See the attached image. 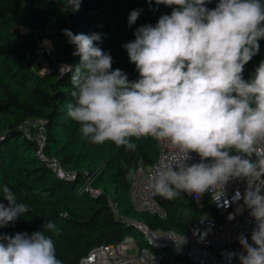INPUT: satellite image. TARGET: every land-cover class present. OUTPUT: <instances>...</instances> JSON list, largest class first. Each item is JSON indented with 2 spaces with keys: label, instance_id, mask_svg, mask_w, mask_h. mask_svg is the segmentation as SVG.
Returning <instances> with one entry per match:
<instances>
[{
  "label": "clouds",
  "instance_id": "clouds-1",
  "mask_svg": "<svg viewBox=\"0 0 264 264\" xmlns=\"http://www.w3.org/2000/svg\"><path fill=\"white\" fill-rule=\"evenodd\" d=\"M81 2L61 0L62 10L78 12ZM155 2L175 7L154 26L137 28L135 39L123 45L139 73L135 81L112 68L111 55L99 46L100 34L62 30L80 57L78 64L60 69L72 72L67 115L94 145L111 142L135 152L133 138L169 144L172 154L146 185L154 196L173 200L183 193L199 198L219 191V201L229 181L243 180L245 189L237 190L232 202L243 201L255 226L251 243L241 233L243 251L228 258L264 264V152L259 150L264 147V60L250 79L243 77L264 39V0H218L212 9L206 6L210 0ZM140 15L139 9L129 13V27ZM192 153L199 162L189 163ZM133 176L129 170L128 179ZM0 193L7 201L0 202V228L30 212L7 184ZM60 233L52 221L31 234L0 232V264H63L53 239Z\"/></svg>",
  "mask_w": 264,
  "mask_h": 264
},
{
  "label": "trees",
  "instance_id": "trees-1",
  "mask_svg": "<svg viewBox=\"0 0 264 264\" xmlns=\"http://www.w3.org/2000/svg\"><path fill=\"white\" fill-rule=\"evenodd\" d=\"M119 1L126 12L116 11L119 4L114 0H82L78 12L63 11L61 0H0V186L7 184L30 207L29 213L0 228V232L31 234L43 230L49 221L54 222L61 229L53 239L63 264H79L93 247L117 243L134 232L144 245L137 231L117 218L111 200L129 219L179 233L197 229L198 217L214 212L210 200H204L199 208L184 194L173 200L157 197L167 214L165 219L136 211L130 198L132 179H128V172L156 162L157 141L151 137L133 138L135 152L111 142L90 143L67 115V106L73 102L72 72L55 71L42 76L34 71L32 55L39 37L52 43L50 54L57 62L68 66L79 63L80 57L73 55L75 46L68 43L62 31L69 29L74 34H100L99 46L111 55L112 68L121 69L131 81L137 80L139 73L123 45L135 39L133 33L140 26H154L153 16L170 14L175 6L157 4L155 0ZM134 9L141 10V15L129 27L128 16ZM20 27L30 33H22ZM259 43V54L245 65L246 80L264 60V39ZM31 120H41L45 126V155L59 159L65 169L77 172V180L58 178L39 158V144L28 139L22 129ZM86 174H95L93 187L101 190L99 195L78 192ZM0 202L7 204L2 196Z\"/></svg>",
  "mask_w": 264,
  "mask_h": 264
},
{
  "label": "built area",
  "instance_id": "built-area-1",
  "mask_svg": "<svg viewBox=\"0 0 264 264\" xmlns=\"http://www.w3.org/2000/svg\"><path fill=\"white\" fill-rule=\"evenodd\" d=\"M22 129L28 139L38 141L39 158L58 178L77 180V172L65 169L59 159L48 157L43 152L46 138L45 126L41 120L27 121ZM32 129L37 133L33 135ZM157 144L159 154L156 162L151 166H139L133 172L130 198L136 211L165 219L167 214L160 206L158 196H154L146 187L160 161L173 152L169 144L158 141ZM259 150L264 152V147H260ZM195 162H199V157L192 153V160L189 163ZM95 177V174H86L78 192L99 195L101 190L93 187ZM245 186L243 180L229 181L219 201H216L220 196L219 191L205 192L199 198L183 193L195 201L199 208L204 200H210L214 209L212 214L209 212L201 214L197 219V229H191L187 233L152 228L144 222L129 219L111 200L110 205L117 218L132 226L144 245L140 244L136 236L125 235L117 243L93 247L79 260V264H239L238 259L229 260L228 255L243 251L238 240L241 233L247 236L251 243V231L255 226L248 210L243 206V201L232 202L236 191L243 193ZM225 201L229 202L228 206H225ZM230 214H233L235 218L229 219Z\"/></svg>",
  "mask_w": 264,
  "mask_h": 264
},
{
  "label": "rangeland",
  "instance_id": "rangeland-1",
  "mask_svg": "<svg viewBox=\"0 0 264 264\" xmlns=\"http://www.w3.org/2000/svg\"><path fill=\"white\" fill-rule=\"evenodd\" d=\"M217 1L218 0H210V2H208L206 6L208 8H210ZM116 2H117V4H119V7L117 9H115V10L118 11V12H126V9L124 8V5L119 0H114V3H116ZM107 3L109 4V1ZM110 8H113V7H110ZM112 10L113 9H111L109 12H112ZM113 13H114V11H113ZM159 18H160L159 15L153 16V20H154L153 24H156L157 23L156 21ZM143 24H145V23H143ZM19 29H20V31L22 33H30V30L26 29L24 27H20ZM52 50H53L52 43L48 39L40 38V37L38 38L36 50H35V52L32 55L33 60H34L33 68H34V71L36 73H38V74H40L42 76L46 75L47 73H53L55 71L61 73L60 69H61L62 66H65V70H67V66L68 65H66V64H64L62 62H57L53 58V56L50 54V52ZM65 73H63V74H65ZM31 132H32L33 135L37 133L34 129H32ZM36 142L38 143L37 140H36ZM45 146H46V142H45V145L43 147V152L45 151ZM128 235L135 236L136 233L134 232V233H130Z\"/></svg>",
  "mask_w": 264,
  "mask_h": 264
}]
</instances>
